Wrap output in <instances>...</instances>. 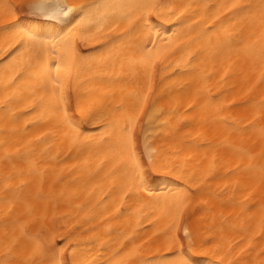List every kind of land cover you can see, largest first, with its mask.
Instances as JSON below:
<instances>
[{"label": "bare ground", "instance_id": "bare-ground-1", "mask_svg": "<svg viewBox=\"0 0 264 264\" xmlns=\"http://www.w3.org/2000/svg\"><path fill=\"white\" fill-rule=\"evenodd\" d=\"M13 1L0 0V101L10 98L7 108L0 103V259L6 240L15 235L14 264L28 257L36 244L50 247L53 242H71L68 252L78 246L90 264H115L130 250V264L181 259L220 264V257L223 264L264 260L261 0H158L236 4L254 14L241 20L243 13L230 10L235 13L232 35L237 43L233 51L219 56L206 46L200 48L205 42L194 40L187 20H157L162 26L158 38L153 32L154 65L148 75L139 63L147 55L140 50L143 36L127 22L105 27L87 42L78 40L81 56L75 61L58 60L61 54L53 52L43 57V68L35 59L30 67L18 68L5 51L10 26L40 29L44 18L27 8L24 14L25 8ZM88 28L85 24L82 31L86 34ZM193 49H198L196 60L187 54ZM56 63H61L65 83L61 116L66 108L74 120L71 126L59 123L47 101L40 100L45 73L50 67L55 77ZM47 87L50 90V82ZM154 107H162L165 115L149 120ZM129 115L136 117L133 135L145 164L150 153L167 167H146V186L125 196L121 187L127 169L115 152V140ZM229 143L250 148L254 158H241ZM214 157L216 169L208 177ZM33 159L37 165L30 171ZM237 178L241 183L234 185ZM180 189L190 195L178 214L175 197ZM185 228L196 238L194 251L188 248ZM173 233L183 239V248L167 246V236Z\"/></svg>", "mask_w": 264, "mask_h": 264}, {"label": "snow or ice", "instance_id": "snow-or-ice-1", "mask_svg": "<svg viewBox=\"0 0 264 264\" xmlns=\"http://www.w3.org/2000/svg\"><path fill=\"white\" fill-rule=\"evenodd\" d=\"M20 7L27 8L33 15L43 17L44 20L40 29L10 26L12 31L5 40L8 46L5 51L8 56H11L12 61L17 62L18 68L30 67L33 59L43 68L45 64L43 57L53 52L61 54L57 57L58 60L63 58L70 62L75 61L81 56L78 51V40L87 42L89 39L95 38L96 34L105 27L116 28L121 23L127 22L134 24V27L143 36L140 50L147 53V55L142 56L139 63L144 66L145 75H148V68L154 65V60L151 58V53L156 44L153 32L155 31L158 38L162 26L157 23V20L168 24H171L173 20L177 23H183L184 20H187L186 27L195 32L194 40L205 42L200 45V48L206 46L213 56H219L233 51L237 43L232 35V30L236 28V22L232 21V15L243 13L244 15L241 17V20H243L254 14L251 10L245 11L243 6L236 4H164L159 3L158 0H87V2L81 0L79 3L75 0H29L27 4H22ZM258 8L260 26L264 29V0H261ZM213 9L214 11H212ZM230 10H235V13ZM225 12L229 13L227 17H223ZM192 16L196 17L195 21H192ZM153 17L156 19L154 20ZM85 24L89 26L86 34L82 31V26ZM65 28L67 29L66 32L64 31ZM92 28H95L96 32H92ZM197 29L199 30L197 31ZM61 33L63 34L61 35ZM46 35L52 38L45 39ZM9 49L10 51H8ZM197 51L198 49H193L187 54L192 57V60H196L198 58ZM258 57L261 63H264V31L261 32L258 38ZM192 60H189L188 63L191 64ZM132 63L135 65L137 62L133 61ZM55 66L57 70L55 77L51 76L50 67L45 73V80L42 85L45 90L40 100L42 103L47 101L51 113L58 118L59 123H66L71 126L74 120L66 108L62 110L61 116L60 105L66 103L64 100L65 83L64 79L60 77L61 63H56ZM227 71L228 69H225V75H227ZM260 78L264 82V68L260 71ZM49 82L51 84L50 90L47 87ZM57 88L60 89L59 95H57ZM33 97H35L34 90ZM147 99L148 97L145 95L143 97L144 103L147 102ZM0 103H4L7 108L10 98L6 97ZM261 106L264 107V101H261ZM143 110L142 103L139 111L143 112ZM78 111L83 114V110L79 107ZM164 115L165 112L162 107H154L152 113L148 115V119H159L160 116ZM262 118H264V113H262ZM135 119L136 117L133 115L128 116L125 127L120 129V134L115 140V152L127 169L126 175L128 178L121 187V191L125 196L133 191L139 192L142 185L146 186L148 179L145 175L146 167L151 166L154 170L167 167L165 161L157 162L150 153L148 154L147 164H145L142 154L137 151L136 140L133 135ZM222 119L225 122L227 120L226 117ZM260 134L264 139V127L260 129ZM225 141L227 142V138H225ZM228 146L241 158L244 156H247L250 160L254 158V153L250 148L230 143ZM260 156L264 157V148L261 149ZM36 165L37 161L31 160L30 171ZM247 167L251 169L253 165L249 164ZM215 169L214 157L206 176L211 177ZM259 172L261 180L264 181V163L259 165ZM240 183L239 178L233 181L234 185ZM193 186L195 187V185ZM87 195L91 196L92 192L89 191ZM189 195L186 190H178V195L175 197V207L178 214L182 213L183 209L187 207L185 202L188 201ZM261 231H264V222L261 223ZM184 233L189 250H196L197 241L194 234L187 228L184 229ZM17 243L18 237L15 235L10 240H6L4 245L5 256L0 259V264H14L11 257L16 254ZM70 244L71 242L58 246L53 242L50 247H42L38 243L33 247L30 255L22 262H17V264H90L79 252L78 246H72L71 252H68ZM166 244L168 247L176 244H179L181 248L184 246L183 239L175 233L167 236ZM132 255H134V250L125 253L115 264H130L128 257ZM261 255L264 256V251L261 252ZM223 259V257L219 258L220 264H223ZM169 264H191V262L188 259H181L178 262H169ZM259 264H264V260H260Z\"/></svg>", "mask_w": 264, "mask_h": 264}, {"label": "rangeland", "instance_id": "rangeland-1", "mask_svg": "<svg viewBox=\"0 0 264 264\" xmlns=\"http://www.w3.org/2000/svg\"><path fill=\"white\" fill-rule=\"evenodd\" d=\"M10 2H12L13 0H9ZM15 2H16V5H17V7H19V6H21L22 4H24V2L26 1V0H14ZM13 1V2H14ZM23 13L24 14H26V13H28V10H26V8H25V10H23Z\"/></svg>", "mask_w": 264, "mask_h": 264}]
</instances>
